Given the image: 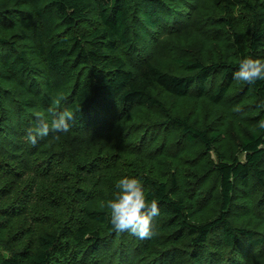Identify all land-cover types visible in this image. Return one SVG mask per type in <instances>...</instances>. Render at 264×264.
<instances>
[{"label": "trees", "instance_id": "16d2710c", "mask_svg": "<svg viewBox=\"0 0 264 264\" xmlns=\"http://www.w3.org/2000/svg\"><path fill=\"white\" fill-rule=\"evenodd\" d=\"M198 3L0 0V161L10 154L13 161L20 160L23 150H30L29 156H36L28 158L26 166L47 165L57 176L58 164L64 169L71 157L54 151L63 139H86L114 121L132 127L124 133L128 153L114 170V182L104 179L103 188L93 191L72 187L67 198L75 201V217L69 215L68 203L43 202L49 211H60L65 224L60 230L11 235L18 248L7 256L0 253V264H250L252 255L264 249V234L234 226L227 214L236 184L248 187L254 180L264 203V127L242 138V159L217 157L211 169L218 180V214L194 219L202 197L196 191L187 197L181 194L182 154L186 144L194 142L207 152L214 150L220 134L208 135L207 128H198L188 112L178 114L172 104H193L196 116L204 104L218 108L241 83L254 98L245 105V116L264 121V81L248 84L234 78L241 57L264 59V0L214 3L205 34L211 42L227 38V57L206 63L177 58L185 74L165 71L147 60L137 67L128 61L157 30L183 24ZM63 112L73 116L68 132L50 128L49 135L37 137L35 143H22L37 121L51 125ZM144 113L150 119L134 126L140 123L135 116ZM91 168V174L107 171L99 164ZM124 175L140 178L147 199L157 200L159 214L149 238L111 229L106 205ZM66 187L62 185L63 195L57 199H64Z\"/></svg>", "mask_w": 264, "mask_h": 264}, {"label": "rangeland", "instance_id": "374dc122", "mask_svg": "<svg viewBox=\"0 0 264 264\" xmlns=\"http://www.w3.org/2000/svg\"><path fill=\"white\" fill-rule=\"evenodd\" d=\"M217 1L218 3L223 2V0ZM215 2L216 0H199L196 10L193 8L189 10L187 20L183 24L157 30L153 40H148L139 54L128 56L130 65L137 67L147 60L165 71L185 74L176 63L177 58L197 59L206 63L227 57V38H216L217 40L212 39L214 42H211L205 34L208 17L215 12ZM253 99V95L243 91L241 83H236L218 108L204 104L196 116L193 104L172 100L178 114L181 111L188 112L189 118L197 122L198 128L208 129V135L217 131L220 134L218 141L213 144L214 150L207 152L200 142H194L186 144L184 154H182L184 158L181 160L183 174L181 194L187 197L196 191L202 197L198 204L200 212L193 214L194 219H210L218 214L221 203L218 180L211 169L218 160L217 157L223 155L226 159H242L243 155L239 147L242 138L261 127L258 121L245 116V113L249 111L245 105ZM184 107L187 108L183 109ZM137 115L135 116L136 121H140L138 125H134L137 127L143 125L144 119H150L145 113L143 116ZM131 128L130 126L125 127L123 122L120 124L114 121L109 129L92 133L86 139L84 137L63 139L59 145H56L54 151L67 152L71 155L67 161L70 168L66 166V162L63 163L64 169L58 164L60 173L56 174L57 176L46 169L47 165L42 167L40 165L34 169L26 166L27 159L36 156H29L32 155L29 154L30 150L24 149L20 154V160L13 161L11 154L7 160L6 158L1 160L0 168L3 169L0 172L1 255L6 256L5 251L10 254L18 248L15 237L11 235L17 237L30 232L62 228L67 218L61 215L60 211L55 213L49 211L43 206V202L68 203L65 206H68L69 215L75 217L77 208L75 201L70 203L72 199L67 198V196L70 197L67 194L71 192L72 187L86 188L90 191L101 190L100 187L103 188V186L100 182L104 179H106L105 183L111 185L114 182L112 178L114 170L119 168L116 166L124 162L123 157L128 153L124 133ZM21 139L22 143L31 144L28 138L22 137ZM148 140L149 138L144 139L143 143H148ZM140 144L136 147L139 148ZM47 147L50 149V144ZM46 150L45 147L44 151ZM40 156L46 158L44 155ZM42 163L45 162L42 161ZM93 164H99L103 170L107 169V171L91 174ZM63 184L68 187H66L67 193L64 192V199H57L59 195H63L60 192ZM103 185L106 186V184ZM235 187L232 204L227 213L229 220L236 227L250 228L264 234V203H261V193L255 181L251 180L248 187H242L240 184H236ZM2 190L11 191V195L4 196ZM19 209L22 210L21 214L11 213ZM248 262L264 264V249L256 251Z\"/></svg>", "mask_w": 264, "mask_h": 264}, {"label": "clouds", "instance_id": "9594fccd", "mask_svg": "<svg viewBox=\"0 0 264 264\" xmlns=\"http://www.w3.org/2000/svg\"><path fill=\"white\" fill-rule=\"evenodd\" d=\"M234 78L248 84H254L258 80L264 81V59L253 58L251 55L241 57ZM72 118L71 113L63 112L57 114L51 125L43 120L37 121L36 127L29 130L28 138L35 143L37 137L48 136L50 128L57 133H66ZM261 127H264V121L261 122ZM115 187L118 191L106 205L110 209L108 219L111 229L127 231L140 238L151 237L153 218L159 214L157 200L147 199L144 185L140 178L135 176H122ZM4 255L9 253L5 251Z\"/></svg>", "mask_w": 264, "mask_h": 264}]
</instances>
